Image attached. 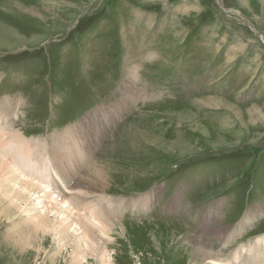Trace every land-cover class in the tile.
Segmentation results:
<instances>
[{"label": "rangeland", "instance_id": "374dc122", "mask_svg": "<svg viewBox=\"0 0 264 264\" xmlns=\"http://www.w3.org/2000/svg\"><path fill=\"white\" fill-rule=\"evenodd\" d=\"M5 101L12 132L51 154L76 146L66 187L109 209L105 264H206L201 247L264 264V0H0ZM5 189L0 264H70L58 236L14 244L41 211Z\"/></svg>", "mask_w": 264, "mask_h": 264}, {"label": "bare ground", "instance_id": "6f19581e", "mask_svg": "<svg viewBox=\"0 0 264 264\" xmlns=\"http://www.w3.org/2000/svg\"><path fill=\"white\" fill-rule=\"evenodd\" d=\"M125 82L130 84L132 81L129 78ZM128 99L129 101L136 100L138 99V94L135 93L134 90H131ZM9 103L10 102L6 104L4 102L0 103V184L5 185V191L9 192V195L16 198L17 201L22 199L23 203H26L29 202L30 199L33 201L37 200L36 204L41 211H37L31 217L29 216L30 218H27L25 224L10 233L11 236H9V238L15 245L24 248L35 244L40 234H52L58 236L57 240L60 242L66 240L63 244L65 248L70 245L74 247V255L70 264H81L84 249L91 254H95L100 264H105L104 259L107 250L103 247V244L107 245L108 243L105 244V241H102V237L105 236L103 230H107L106 226L108 223H106L104 219L107 214L110 213L109 209L106 210L100 205L103 198L98 197L99 205H93L88 201L87 192H78V195H73L72 187L70 189L66 187V183L69 182L68 180L70 178V175H68L69 168L71 165L75 166L73 149H75L76 146L72 145V141L67 140L65 141L67 144H63L70 145L71 152L56 155V149L62 145L58 141L53 147L55 152L51 154L47 152L44 146L27 141L25 137L19 132H16V130L12 132V123L8 120V114L12 113L13 104L10 105ZM42 152L49 157L48 165L46 163L40 164L39 157ZM53 154L54 156L52 159L51 156ZM8 157L13 159L19 169H15L14 171V166L11 165ZM22 157H29L31 161L35 159L34 161H36L37 165H32L33 162L31 161L29 163L25 162L22 160ZM27 172L31 174L27 176ZM92 173L94 181L98 182L102 180V173L99 170L92 168ZM45 181L55 182V187L50 190L49 184ZM78 184L82 185L83 181H81V184L79 181ZM88 186H90V184ZM147 200H149V197H147ZM145 203L146 202L143 200H137L134 204L128 202L126 205L129 208L139 209L145 208ZM149 203L150 202L147 201V204ZM175 203H172L174 208L178 206H176ZM13 209L19 210L20 207L15 205ZM9 215L10 213L8 211H4L5 218ZM256 252L258 255L256 254L255 259L260 263V258L263 257L264 253H262L261 249ZM197 255H201L204 260H210V262L206 264H213L215 262L211 261L213 259L211 251L204 249V247L199 249ZM247 262L248 264L252 262L250 257L247 259ZM113 263L115 264V262Z\"/></svg>", "mask_w": 264, "mask_h": 264}]
</instances>
